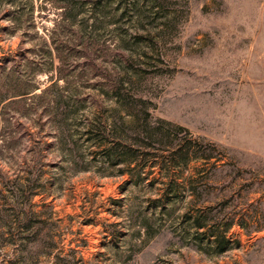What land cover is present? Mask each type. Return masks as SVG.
<instances>
[{
    "label": "rangeland",
    "instance_id": "374dc122",
    "mask_svg": "<svg viewBox=\"0 0 264 264\" xmlns=\"http://www.w3.org/2000/svg\"><path fill=\"white\" fill-rule=\"evenodd\" d=\"M0 63V264H264V0H0Z\"/></svg>",
    "mask_w": 264,
    "mask_h": 264
},
{
    "label": "trees",
    "instance_id": "16d2710c",
    "mask_svg": "<svg viewBox=\"0 0 264 264\" xmlns=\"http://www.w3.org/2000/svg\"><path fill=\"white\" fill-rule=\"evenodd\" d=\"M10 70L7 69L5 70V67L4 65H2V63H0V93L3 92L4 90V84L7 82V81H10L8 80V77H10ZM12 80H11V83L13 85V88L15 90H17V94H14L13 95V99H6V100H9V101H12V100H19L21 98H26V96H31L34 98L35 94L34 92L38 90V88H31L28 89V84H26V80H20V77H18V75H12ZM22 89V90H21ZM21 90V91H19ZM19 99H15V98H18ZM5 101V100H4ZM158 125L154 126L155 129H158L159 127V124H168L166 121H163L161 119H158V122H157ZM157 127V128H156ZM114 129L112 128V126H110L108 123L106 122H100V136L101 134H104V139L107 140L106 143H103V144H100V147L102 148V152H103V157L104 158H112L114 157V160H113V163L115 164H125L127 165L128 167L131 166V164H135V162H137V157H136V154H137V149H134L132 147L131 144H129L127 141H125V137L121 136V137H118V138H113V139H110L108 140V137L106 135H109ZM179 130L184 132L185 135L189 136L190 133L188 132L187 129L183 128V127H179ZM153 132V133H152ZM152 134L148 135L149 137H143L145 139L143 140H147L149 141V139L152 138V135L153 134H157L156 132H154L153 128H152ZM140 135H135V138H138ZM163 138H165V135L163 134L162 135ZM166 136L169 138L170 135L166 134ZM142 137V136H141ZM159 137V136H158ZM160 140L161 137H159ZM181 139L185 140V141H182L180 143H178L174 148H172L171 151H169L170 153H168V157L167 158H171L172 163H175L176 160H178V154H181L183 152H185V156H188L186 159H184V163H187L188 162V158L190 160H201V161H204L206 162L207 160H209L210 158H212V156L210 155H206V152H209V151H215V150H220L219 147H217L214 143H210V142H199L200 140H198L197 138L193 140L194 142V145H191V143L186 140V136L182 137ZM100 140H102V138H100ZM191 141V140H190ZM100 143H102V141H100ZM211 154V153H210ZM123 156H127L128 158H125V159H121V158H124ZM135 158V159H133ZM217 162V161H216ZM156 164H161V163H156ZM214 166H216V164H214ZM168 178H171L170 176ZM186 186H191L189 185L190 183L186 182ZM23 188L21 189L23 193L26 194V198H30L34 195H36L37 193H35L33 190H35L31 184V181L29 179L26 180V184L22 186ZM37 188H40V187H37ZM191 194L195 195V191L194 189H191ZM197 212L196 211V215L192 216L191 217V224H192V227L195 229V230H199L201 228H204L206 227L207 229L211 226H214V225H210L209 224H206L207 221H205V223L202 221V218L201 216L197 215ZM244 218V217H243ZM238 221H235V219L231 220V222L229 224H227L226 227H224L222 230L220 231H215V233L211 234L210 236L212 237V241L210 242V244L214 247H222V244L223 243H227L228 242V238H227V232L228 230L232 227V225L234 224H237L239 225L240 227L244 228V225L242 224V220L241 217L240 219H237ZM262 230V226L259 227V229L257 231H261Z\"/></svg>",
    "mask_w": 264,
    "mask_h": 264
}]
</instances>
